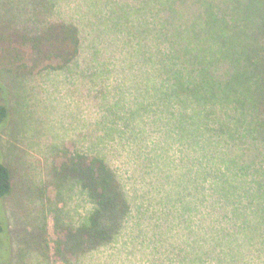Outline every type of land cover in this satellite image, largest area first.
<instances>
[{
	"label": "trees",
	"instance_id": "obj_1",
	"mask_svg": "<svg viewBox=\"0 0 264 264\" xmlns=\"http://www.w3.org/2000/svg\"><path fill=\"white\" fill-rule=\"evenodd\" d=\"M68 1L60 0L58 13H52L57 12L52 10L33 36L0 32V51L7 52L3 55L4 69L0 68V73H14L17 78L24 76L22 74H33L36 67L41 66L39 58L44 62L39 69L41 71H73V67L83 58L84 46L89 44L90 48L88 34H91L90 20L94 17L95 4L89 0H74L79 7L75 6L70 11L66 8ZM105 1L110 4L111 0ZM112 1L118 17H122L132 4V0ZM166 1L145 0L152 9L156 6L162 17L172 20L174 31H170V24L165 23L156 40L157 53L160 52L162 59L166 60L165 66L160 68V75L156 76L160 89L157 93L150 92L156 100L145 102L143 112L135 116L137 118L128 117L142 121L144 129H138L133 121L124 119V112H112L108 108V131L95 143L97 150L105 139L107 144L108 140H117L121 149L129 153L127 158L142 160V175L135 180L138 183L135 194L133 187L128 185L129 179L123 178L124 174L112 166L103 152L75 151L62 163V177L80 186L81 193L86 194L92 208L82 216L76 229L69 230L67 240L61 243L58 253H61L62 244L67 253L82 258L109 248L116 251L126 225L133 221L143 235V242L154 251L160 250V254L161 247L157 246L160 236L165 237L170 231L178 229L174 238L180 239L181 235L182 240L181 244L173 243L177 252L173 253L174 261L171 264H256L255 249L261 245L262 250L260 247L257 251L264 252V231L260 237L264 229L260 215L264 208V168L258 165L257 159L253 163L242 162L241 158L244 157L240 156V152L246 150L242 147L245 138L253 139L255 134L264 143V119L257 122L241 117L237 112L238 103H232L229 99L230 95H235V91L224 94L221 85H216L214 89L200 85L201 82L193 80L185 64H194L200 73H207L224 57L231 58L230 62H240L241 56L234 45L239 33L234 26L235 12L239 8L247 9L251 0H182L175 9L178 13L170 5L171 0ZM258 1L252 0L253 5ZM80 7L88 11L87 18L80 12ZM65 8L68 12H62ZM254 8L258 12L264 5ZM101 24L103 26L104 22ZM206 29H209L208 37L205 36ZM205 38L213 51L211 55L202 52L206 49ZM15 40L17 43H14ZM12 48L15 53L11 57L8 50ZM25 48L32 55L30 62L22 55V52H26ZM92 50L90 48V52ZM259 54L256 81L259 84L256 85L259 97L255 100V106L254 103L250 104V113L254 112V116L259 112L257 104L264 105V99L260 97L264 89L260 87V83L264 82V45ZM87 59L88 56L83 61ZM152 69L146 70L151 72ZM97 79L88 84L92 85V89L97 85L95 90L98 93L102 90L101 85L107 88V73H99ZM78 82L87 85L82 80ZM228 86L224 85L226 88ZM4 87L0 77V94L5 92ZM173 104L179 105L176 113L172 111ZM149 105L152 110L146 111ZM157 109L160 111L159 117H168L161 120L163 127L159 135L164 140L163 144L170 146L180 141L191 154L182 159L184 165H176L167 146L146 153L145 146L136 144L144 135L147 136L145 126L153 121ZM188 109L193 113L191 117ZM9 114L8 102L5 101V104H0V125L8 123ZM159 117L156 124L150 126H156ZM173 118L175 122L171 121ZM258 125L261 131L255 129L259 128ZM86 138L89 139L88 135ZM215 140H221L228 146L220 148ZM133 144L135 146L131 149ZM158 144L160 141L150 143L148 147ZM144 160L149 165H143ZM150 167L164 176L163 184L156 182L148 188L140 185L150 180L146 178L152 175ZM252 167L259 169L251 171ZM253 174L260 175V178L247 179ZM12 191V171L7 163L0 161V201ZM152 216L158 220L151 222ZM6 229L0 220V245L1 234ZM163 262L160 261L161 264Z\"/></svg>",
	"mask_w": 264,
	"mask_h": 264
},
{
	"label": "rangeland",
	"instance_id": "obj_2",
	"mask_svg": "<svg viewBox=\"0 0 264 264\" xmlns=\"http://www.w3.org/2000/svg\"><path fill=\"white\" fill-rule=\"evenodd\" d=\"M75 1L69 0L66 8L70 11L75 6L78 8ZM89 1L95 4L94 17L89 19L92 21L91 30H86L91 32L88 36L91 41L90 48L93 50L90 52L89 44L85 45L82 60L73 67L78 80L73 71L39 70L44 65L40 58L41 66L36 67L39 71L35 69L33 74H22L24 76L17 78L14 73H0L5 85V92L0 94V104L8 102L10 112L8 123L0 125V161L9 165L13 181L12 193L0 201V220L7 228L1 234L0 264H161L160 261L171 264L174 261L173 253L177 252L173 243H180L182 240L181 235L180 239L174 238L178 229L170 231L165 237L160 236L158 245L156 244L161 247L160 254V250L154 251L143 242V235L136 224L130 221L116 251L109 248L82 258L67 253L62 244L61 253H58L61 243L67 240L69 230L76 229L82 216L88 214L92 208L86 194L81 193L80 186L73 180L62 177L61 165L70 155L77 150L103 152L112 166L124 174L123 178L129 179L128 185L133 187V193L137 189L138 183L135 180L142 175V160L127 158L129 153L126 149H121L117 140H108L107 144L105 139L97 150L95 143L108 131V108L112 112H124V119H129L128 117L142 114L145 102L156 100L151 93H157L160 89L156 76L160 75V68L165 66L166 61L162 59L160 52L157 53L156 40L165 23H169L170 31H174L172 20L162 17L156 6L151 4L152 9L145 0H132L122 17H118L113 9L112 0L110 4L105 0ZM181 1L171 0L170 5L174 6V11ZM257 5H264V0L255 5L251 0L247 9L239 8L235 12L234 26L239 33L234 45L241 56L240 62H230L231 58L224 57L207 73H200L194 64H185L188 73L197 83L201 82L200 85H207L211 89L221 85L224 94L235 91V95H230L229 99L232 103H238V114L258 122L264 119V105L257 104L260 108L255 116L254 112L250 113V104L254 103L255 106V100L259 97L256 89V85H259L256 83L259 75L257 70L261 56L259 52L264 45V8L257 12L254 8ZM59 7L60 0H0V32L15 33L14 35L28 33L33 36L49 13L59 10ZM66 8L62 12H68ZM80 12L87 18L88 11L85 8L80 7ZM205 36H209V29H206ZM205 46L206 49L202 52L206 55L213 54L207 38ZM25 50L22 55L30 62L32 55L27 48ZM12 51L13 48L8 50L10 56L15 53ZM4 54L7 52L0 51L2 69ZM87 56L88 59L83 61ZM216 60L218 62V57ZM76 66L83 67L77 69ZM198 68L200 69L199 66ZM146 69L152 71L148 72ZM99 73H107L108 84L107 88L101 85L102 90L97 93V85L92 89L88 82L98 80ZM79 80L87 85L80 84ZM224 85H229V89ZM260 87L261 90L264 88V82L260 83ZM105 90L107 94L104 93ZM263 96L264 89L260 97L264 99ZM151 107L145 106V110H152ZM171 108L176 113L179 105L173 104ZM156 111L153 121L145 126L147 136L144 135L136 144L145 146L146 153L167 146L169 155L176 160V165H184L182 159L187 154L191 155L187 146L180 141L170 146L163 144L164 140L159 135L163 127L161 120L168 117H159L160 111ZM188 115H193L190 109ZM158 117L160 121L155 126ZM131 121L134 122V127L144 129L142 121ZM171 121L175 122V118ZM117 123L121 126L120 122ZM153 123L155 124L150 126ZM100 124L103 127L99 128ZM255 129L261 131L262 128L259 126ZM168 134L173 135L171 132ZM158 141L160 144L156 147H148L150 143ZM245 141L242 147L246 150L240 152V156L244 157L241 158L242 162L253 163L257 159L258 165L264 168L263 140L255 134L253 139L248 137ZM215 142H218L220 148L228 146L221 140ZM133 146L135 145L131 149ZM144 161L143 165L147 164ZM150 169L152 175L146 176L150 180L143 181L140 185L148 188L156 182L163 184L164 176L154 168ZM257 169L259 168L252 167L251 171ZM256 178H260V175L247 177L249 180ZM261 212L262 214L259 213L264 221V208ZM151 219V222L158 220L153 216ZM261 225L264 227V222ZM143 231L147 233L146 230ZM262 231L264 229L261 230L260 237ZM260 247L262 250L261 245L257 250ZM257 250L253 253L258 259L255 263L262 264L264 252ZM114 252L118 254H113Z\"/></svg>",
	"mask_w": 264,
	"mask_h": 264
}]
</instances>
